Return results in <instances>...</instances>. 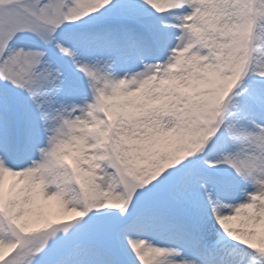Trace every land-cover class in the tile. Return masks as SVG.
I'll use <instances>...</instances> for the list:
<instances>
[{
	"label": "snow or ice",
	"instance_id": "snow-or-ice-1",
	"mask_svg": "<svg viewBox=\"0 0 264 264\" xmlns=\"http://www.w3.org/2000/svg\"><path fill=\"white\" fill-rule=\"evenodd\" d=\"M0 264H264V0H0Z\"/></svg>",
	"mask_w": 264,
	"mask_h": 264
}]
</instances>
